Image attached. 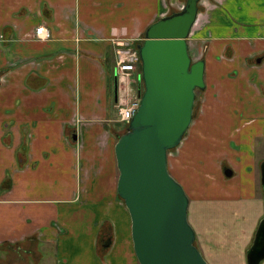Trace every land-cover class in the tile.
<instances>
[{"label": "crops", "instance_id": "0c3cea01", "mask_svg": "<svg viewBox=\"0 0 264 264\" xmlns=\"http://www.w3.org/2000/svg\"><path fill=\"white\" fill-rule=\"evenodd\" d=\"M200 3L187 44L204 98L167 169L189 205L223 221L239 212L228 204L250 205L259 224L264 0H219L206 51ZM167 13L163 0H0V264H138L114 146L139 70L122 76L116 61Z\"/></svg>", "mask_w": 264, "mask_h": 264}, {"label": "water", "instance_id": "95a60500", "mask_svg": "<svg viewBox=\"0 0 264 264\" xmlns=\"http://www.w3.org/2000/svg\"><path fill=\"white\" fill-rule=\"evenodd\" d=\"M200 1L186 0L179 11L150 24L135 47L139 105L118 136L114 156L116 192L130 217L138 264H207L187 221L189 199L167 169L168 152L193 121L196 91L205 87L204 61L192 62L187 44ZM260 176L264 198V162ZM245 258L246 264L264 261V216Z\"/></svg>", "mask_w": 264, "mask_h": 264}, {"label": "rangeland", "instance_id": "374dc122", "mask_svg": "<svg viewBox=\"0 0 264 264\" xmlns=\"http://www.w3.org/2000/svg\"><path fill=\"white\" fill-rule=\"evenodd\" d=\"M185 1L186 0H163L168 10L167 15L179 11L184 6ZM218 2L219 0H204V43L199 42L202 47L204 46V51H206L207 42L211 38L206 23L216 21L215 18L211 16L217 13L216 8ZM198 8H201V3H199ZM197 29L198 25H196L194 31ZM138 70L140 72V65L138 66ZM203 98V91L197 90L194 103V119L196 115L198 116L199 114L200 104ZM179 146L168 152L167 160L176 155V150L178 151ZM192 202L188 206L187 221L195 232L194 245L199 250L206 263L246 264L245 250L249 241L253 238L258 224L256 222L257 214L255 208L250 205L241 206L240 204H228V208L238 209L239 212L235 213L234 210L230 211L229 214H226L225 221H223V219L220 218V216L223 217V215H221L216 208H210V205H204V201ZM261 264H264V261H262Z\"/></svg>", "mask_w": 264, "mask_h": 264}, {"label": "built area", "instance_id": "2783aa9c", "mask_svg": "<svg viewBox=\"0 0 264 264\" xmlns=\"http://www.w3.org/2000/svg\"><path fill=\"white\" fill-rule=\"evenodd\" d=\"M35 37L38 40H47L50 37V34L46 28L38 27L35 31ZM124 45L128 47L131 44L124 43ZM139 65L140 62H139L138 53L136 49H133V47L131 50L119 52L116 61V70L122 76L136 73L138 71ZM138 105H139V100L132 99L127 104L118 106L117 115L119 117V121L123 123L125 126H127L129 121L135 114Z\"/></svg>", "mask_w": 264, "mask_h": 264}, {"label": "trees", "instance_id": "16d2710c", "mask_svg": "<svg viewBox=\"0 0 264 264\" xmlns=\"http://www.w3.org/2000/svg\"><path fill=\"white\" fill-rule=\"evenodd\" d=\"M201 11V8H198V12ZM172 14V13H171ZM136 47V46H135ZM133 48V49H136V48ZM139 72V71H138ZM194 116H195V105H194V110H193V119H194ZM123 134V133H122ZM121 200V199H120Z\"/></svg>", "mask_w": 264, "mask_h": 264}, {"label": "flooded vegetation", "instance_id": "af4514ba", "mask_svg": "<svg viewBox=\"0 0 264 264\" xmlns=\"http://www.w3.org/2000/svg\"><path fill=\"white\" fill-rule=\"evenodd\" d=\"M205 87H206V85H205ZM205 87H204V91H205ZM224 172H225L226 175L230 174V171L228 169H226V168L224 169Z\"/></svg>", "mask_w": 264, "mask_h": 264}, {"label": "bare ground", "instance_id": "6f19581e", "mask_svg": "<svg viewBox=\"0 0 264 264\" xmlns=\"http://www.w3.org/2000/svg\"><path fill=\"white\" fill-rule=\"evenodd\" d=\"M130 74L126 75V76H129Z\"/></svg>", "mask_w": 264, "mask_h": 264}]
</instances>
